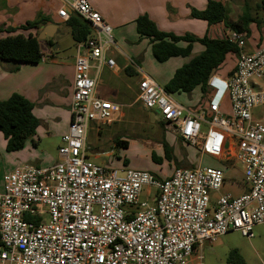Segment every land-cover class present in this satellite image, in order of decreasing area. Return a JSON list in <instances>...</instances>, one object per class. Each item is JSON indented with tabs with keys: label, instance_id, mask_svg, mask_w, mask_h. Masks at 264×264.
<instances>
[{
	"label": "built area",
	"instance_id": "obj_1",
	"mask_svg": "<svg viewBox=\"0 0 264 264\" xmlns=\"http://www.w3.org/2000/svg\"><path fill=\"white\" fill-rule=\"evenodd\" d=\"M60 2L59 19L77 16L92 35L77 44L72 119L59 162L25 164L4 175L0 264H190L205 243L229 231L252 239L254 227L264 224V120L254 115L264 107V46L241 52L225 80L215 73L208 83L212 97L197 109L177 103L147 75L138 82L137 101L156 110L183 141L203 156L242 165L249 190L222 195L212 208L211 195L225 183L221 168L198 164L157 179L149 171L117 170L87 158L89 125L109 123L120 111L96 91L104 69L116 67L109 56L113 29L88 0ZM225 37L241 49L246 45L244 34ZM226 98L228 115L222 111Z\"/></svg>",
	"mask_w": 264,
	"mask_h": 264
},
{
	"label": "crops",
	"instance_id": "obj_2",
	"mask_svg": "<svg viewBox=\"0 0 264 264\" xmlns=\"http://www.w3.org/2000/svg\"><path fill=\"white\" fill-rule=\"evenodd\" d=\"M217 1H220L227 8L228 16L231 21H237L243 15L246 4L251 8L253 16L257 14L256 9L259 0ZM88 2L112 27L115 42V46L109 49V56L115 59L116 67L114 69H104L100 75L96 91L99 98L117 103L120 106V111L109 123H91L88 127L87 139L85 142L87 153L89 152L87 158L93 163H95L94 160H100L102 161V165L95 164L109 167L110 163L104 159L105 153L101 149L100 144L104 128L113 125L116 121H120L125 117L127 112L123 110L124 107L131 108L134 103H139L137 100L138 82L140 78L132 85L130 82H122L121 76L125 74L126 76L138 77L139 73H141L149 76L158 85L164 88L173 78L176 70L186 63L184 60L185 58L182 57L171 58L164 63H160L154 58V60L162 66L161 71H159L161 79L158 78L156 74L154 75L146 72L143 65L147 67L146 64L149 62L147 65L151 64L149 67H154L151 61V54L153 55V53L149 39L142 38L138 34L136 20L140 16L146 15L156 24L159 30L177 36L191 34L198 38H202L208 34V36L213 39L224 38L229 30L223 23L209 27L206 21L191 17L192 9L198 11L205 10L208 0H88ZM60 7V0H0V39L18 34L24 36L32 34L38 38L42 52V59L37 64L4 62L0 66V100L5 101L15 93L20 94L34 103L35 107L33 113L40 120V125L33 138L28 140L22 149L15 152L7 151V141L0 131V192L4 189V175L15 168L25 164H33L38 167H51L60 160L59 152L56 156H52L49 152L41 148L45 139L55 136L61 143L59 145L60 147L63 144L62 138L68 132L69 124L72 119L70 105L72 101L78 43L74 41L71 29L67 26L66 22H62L58 17L57 11ZM39 13L43 15L47 22L31 30L20 29V27L27 22L34 21ZM258 17L264 19L263 15H259ZM51 26L56 27L50 29ZM45 29L48 30L52 36L39 39L42 31ZM249 29L250 37L247 38L246 45L242 48L241 52L252 54L259 47L264 46V26L259 29L256 24H251ZM67 36H70L73 40L75 54L63 57L61 55V41ZM179 45L181 47L187 46L184 42H181ZM197 48H199V53L204 50L201 44L195 43L193 46V53ZM227 60L231 61V65L226 70L222 71L220 68L216 72V75L222 80H225L235 68L237 56L228 54L225 62ZM16 66H18V70L14 71ZM193 93L189 96L192 101H187L188 105L181 104L177 101V96L187 94H170L177 103L185 108H200L201 101L193 104ZM127 97H131V103L129 105L122 104L121 98ZM201 97L202 93L200 91L199 100ZM222 111L227 115L230 114V103L228 98L225 99ZM161 124H164V127H161ZM159 125L162 129H165L166 132L174 134L173 144L170 142L171 145L169 140L165 138V141L173 151L174 145L178 146L179 143L183 144L187 147V158L191 163L196 161L190 159L191 155L195 154L196 158L198 155L201 157L200 164H204L202 163V158L204 156L199 153L196 147L183 141L171 128H168L165 123L161 121V118L159 120ZM113 141L125 148H128L130 145L127 140L121 138V135L114 138ZM123 142H126L127 146H124L122 144ZM152 150L153 147L151 146L150 154H152ZM106 155L110 157L111 152ZM213 160L218 162L217 165H222V162H224L216 159ZM125 161L127 164H125ZM125 161L122 167L113 168L110 166V168L117 170L121 168H131L130 163L127 160ZM177 161L176 158V162L168 163H173L176 165V169H181L182 166H179L180 164ZM153 163L156 167L153 171L147 169L137 170L149 171L157 179L168 178L174 172L173 170L172 173L168 175L163 168V162L162 164ZM217 165L216 168H221L225 173V183L219 192L211 195L212 208L215 207L217 200L222 195L231 194L233 197H240L249 190L248 186L246 188H241L238 185H233V180L231 185H229L227 183L230 180L227 178L228 169ZM226 187H228V189Z\"/></svg>",
	"mask_w": 264,
	"mask_h": 264
},
{
	"label": "trees",
	"instance_id": "obj_3",
	"mask_svg": "<svg viewBox=\"0 0 264 264\" xmlns=\"http://www.w3.org/2000/svg\"><path fill=\"white\" fill-rule=\"evenodd\" d=\"M245 7L243 15L237 21H231L227 8L220 1L208 0L206 9L203 11L192 9L191 17L206 21L209 27L223 23L229 31L244 34L247 40L250 37L249 27L251 24H256L259 29L264 26V19L258 17L259 15L264 16V0H259L256 16L252 15L248 4ZM45 22L47 21L39 13L34 21L27 22L20 29L31 30ZM66 24L71 29L72 37L77 43L87 41L92 35L91 27L77 16H72ZM136 25L140 37L149 39L153 56L160 63L176 57L190 58L193 55L195 43L204 47L201 53L178 68L173 78L165 85V90L171 94L185 93L190 96L199 88L202 98L206 97L208 95V83L211 77L223 66L227 55L233 54L238 58L242 51L226 37L213 39L207 34L198 38L191 34L177 36L163 32L146 15L140 16L136 20ZM181 42L186 43L187 46L181 47L179 45ZM41 59L42 52L39 40L32 34L28 36L18 34L0 39V66L4 62L37 64ZM17 70L18 66L15 67L14 71ZM202 106L204 104L201 102L200 107ZM34 107V103L17 93L8 100H0V131L7 141L6 149L8 152L22 149L26 142L36 134L40 120L33 113ZM161 127H164V124H161ZM122 144L127 146L126 142ZM162 145L165 159L168 162H176L174 151L169 144L163 140ZM151 158L153 162L162 164L163 160L159 159L155 153H152ZM125 164H127L126 161ZM228 263L245 264V261L237 250H232L229 253Z\"/></svg>",
	"mask_w": 264,
	"mask_h": 264
},
{
	"label": "rangeland",
	"instance_id": "obj_4",
	"mask_svg": "<svg viewBox=\"0 0 264 264\" xmlns=\"http://www.w3.org/2000/svg\"><path fill=\"white\" fill-rule=\"evenodd\" d=\"M61 46V55L63 57L75 54L73 49V40L70 36L62 39ZM198 49L199 48L194 51L190 58H185L184 60L188 62L192 57L197 55L199 53ZM151 57L154 67H149L151 65H147L149 62L146 64L147 67L144 65L143 67L145 68L146 72L152 73L154 75L156 74L158 75V78L161 79V74L159 71H161L162 66H160L161 64L154 60L152 54ZM230 65L231 61L227 60L221 67V70H226ZM141 75L142 74L139 73V76L136 77L126 76L123 74V76H121V81L124 83L130 82L132 85H134L135 81H137ZM261 84L264 86V80L261 82ZM199 97L200 91L197 89L193 93V104L198 103V101H201L203 104H205L211 99L212 95L210 98H208V95L204 98L201 97L200 100ZM130 98L131 97L121 98V103L129 105L132 101ZM177 101L181 104L188 105L187 101L191 102L192 100L189 95H180L177 96ZM123 110L127 112L125 117L120 121H116L113 125L104 128L101 137V149L105 153L104 159L110 163L109 168L110 166L113 168L122 167L123 162L127 160L130 163L131 168L147 169L149 171L155 170L156 167L151 159L152 154H150V147L152 146V153H155V155L163 160V168L166 174L170 175L173 170L175 171L176 165L173 163H168V161L165 159L162 142L166 138L169 140V143L171 142L173 144L174 134L171 132H166L165 129L160 127V115L156 113V110H146L139 103H134L131 108L124 107ZM254 115L256 118H263L264 120V107L254 110ZM203 130H206V128H203ZM119 135H121V138L127 140L130 143L128 148L114 143L113 139ZM60 144V141H58L55 136L45 139L44 143L41 145V148L49 152L52 156H56ZM173 147L174 155L178 160L177 162L182 166L181 168L195 167L201 163V157L198 155L196 158L195 154H192L190 159L196 161L191 163L188 160V150L185 145L179 143L178 146L174 145ZM109 152H111L110 157L106 155ZM94 161L97 164L102 163L100 160ZM202 161L205 166L211 167H216L218 163L209 156H204ZM217 166H222L223 168L228 169L227 178L230 180L227 183L229 185H231L233 180V185H238L241 188L247 187L243 180V167L239 162L236 160L224 161L222 162V165L218 164ZM226 188L228 189V187ZM152 192L154 196L156 194L155 190ZM141 199H145V189H143ZM253 235L254 237L252 239H248L242 236V234L238 231H229L226 234L219 236L214 243H205L201 250H197L194 253V259L190 264H229L228 257L232 250H237L241 254L245 264H263L264 224L255 226L253 229Z\"/></svg>",
	"mask_w": 264,
	"mask_h": 264
},
{
	"label": "water",
	"instance_id": "obj_5",
	"mask_svg": "<svg viewBox=\"0 0 264 264\" xmlns=\"http://www.w3.org/2000/svg\"><path fill=\"white\" fill-rule=\"evenodd\" d=\"M55 27H56V26H51L50 29H51V28L54 29ZM51 36H52V34L49 33L48 30L45 29L44 31H42V34H41V36H40L39 39H45L46 37H51Z\"/></svg>",
	"mask_w": 264,
	"mask_h": 264
}]
</instances>
